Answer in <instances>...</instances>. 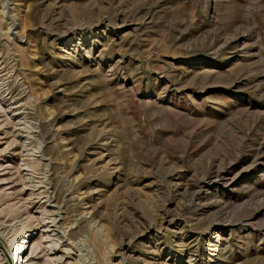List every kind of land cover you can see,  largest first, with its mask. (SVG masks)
I'll list each match as a JSON object with an SVG mask.
<instances>
[{
	"label": "rangeland",
	"instance_id": "374dc122",
	"mask_svg": "<svg viewBox=\"0 0 264 264\" xmlns=\"http://www.w3.org/2000/svg\"><path fill=\"white\" fill-rule=\"evenodd\" d=\"M0 11V264H264V0Z\"/></svg>",
	"mask_w": 264,
	"mask_h": 264
},
{
	"label": "bare ground",
	"instance_id": "6f19581e",
	"mask_svg": "<svg viewBox=\"0 0 264 264\" xmlns=\"http://www.w3.org/2000/svg\"><path fill=\"white\" fill-rule=\"evenodd\" d=\"M0 14H2L1 11H0ZM47 201H49V199H47ZM43 212H44V215L45 214H48V211L45 210V207L44 206H43ZM2 213H5L8 216L7 221H10L11 220V217H12V219L17 217V215L12 211V208H9L7 210H4V211H2ZM47 218H50V217L47 216ZM50 223H52V226H50V227H55L56 224H57V222H55V218L51 219ZM50 227H48L47 225H45L44 226V228H45L44 230H47V231H44V232L45 233H48V234H50L51 232L52 233H55L54 232L55 230H49ZM56 227H58L57 228L58 230L59 229L62 230L61 233H64L65 230L61 229V227H59V226H56ZM24 229H25V226L22 224V228L19 231V235L21 234V236L23 235V237L22 238H18L20 240V242H19V240L15 242V239H14V240L10 241V243H9L10 246H12L14 244V246H12L13 247L12 248V254H11L12 255V258L10 259V261H13L15 258H16V260H18V257H19L20 252H21V254L23 253L24 250L27 252V249L29 248L28 246H30L29 243L32 240H28V239L31 238L32 234H31L30 231H25L24 232ZM57 229H56V233L51 235L52 238L56 237V239L55 240L54 239H50L49 241H47L48 242V245L53 244L54 250L59 245H61V244H59L61 241H59L60 239L57 236V234H58ZM49 237H50V235H47L46 236V239H48ZM67 240H68L67 242L64 241L66 243H64L63 246H60V248H58L57 251H56L57 253H55V259L58 260V261L59 260H62L64 254H67L68 255L69 252H71L72 247L74 246V244H73V242H71L70 238H68ZM81 255L82 254L75 255V257L73 258L74 260L71 263L69 262V263H66V264H82V257H81ZM29 261H30V259H27V261H25V263H27ZM58 261H56V262H58ZM63 262H66V261L64 260Z\"/></svg>",
	"mask_w": 264,
	"mask_h": 264
}]
</instances>
